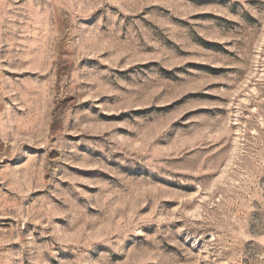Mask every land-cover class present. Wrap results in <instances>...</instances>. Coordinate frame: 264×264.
Masks as SVG:
<instances>
[{"label":"rangeland","instance_id":"1","mask_svg":"<svg viewBox=\"0 0 264 264\" xmlns=\"http://www.w3.org/2000/svg\"><path fill=\"white\" fill-rule=\"evenodd\" d=\"M0 264H264V0H0Z\"/></svg>","mask_w":264,"mask_h":264}]
</instances>
